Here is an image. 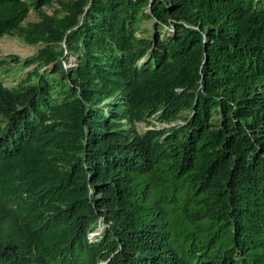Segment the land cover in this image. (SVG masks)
I'll return each instance as SVG.
<instances>
[{
	"label": "trees",
	"instance_id": "1",
	"mask_svg": "<svg viewBox=\"0 0 264 264\" xmlns=\"http://www.w3.org/2000/svg\"><path fill=\"white\" fill-rule=\"evenodd\" d=\"M5 35L46 47L0 62V264H264V0H0Z\"/></svg>",
	"mask_w": 264,
	"mask_h": 264
},
{
	"label": "rangeland",
	"instance_id": "2",
	"mask_svg": "<svg viewBox=\"0 0 264 264\" xmlns=\"http://www.w3.org/2000/svg\"><path fill=\"white\" fill-rule=\"evenodd\" d=\"M42 11L49 15H57V14H59L60 16L66 15L65 10L61 7L58 1H55L50 6H44L42 8ZM40 20L41 18L39 13L36 12L35 10H31L29 17L25 22V25H27L28 23H37ZM151 23L152 21H144L143 26L147 28V30H150V28L152 27ZM45 47L46 46L42 44L36 46L28 44L23 38L17 35H5L0 38V62L8 59L10 55H16L21 59H25L29 56L36 54L40 49H43ZM68 66L71 67L75 66V63ZM22 68H23L22 64L17 65L12 61L0 67V76L4 78L5 84L7 86L10 87L15 86L16 84H18L20 80L23 79L26 70H22ZM176 123L178 122H174L172 123V125ZM166 125L168 126L169 124H163L153 119L151 125H148L144 122L136 124L138 130H140L141 132H145L148 129L154 128V126L157 128H162Z\"/></svg>",
	"mask_w": 264,
	"mask_h": 264
}]
</instances>
